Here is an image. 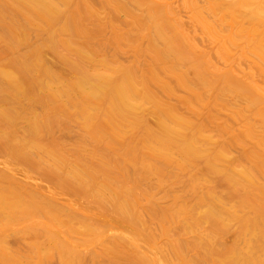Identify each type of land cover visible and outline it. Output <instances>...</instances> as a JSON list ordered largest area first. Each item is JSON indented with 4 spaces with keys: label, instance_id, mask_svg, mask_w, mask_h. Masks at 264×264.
<instances>
[{
    "label": "bare ground",
    "instance_id": "1",
    "mask_svg": "<svg viewBox=\"0 0 264 264\" xmlns=\"http://www.w3.org/2000/svg\"><path fill=\"white\" fill-rule=\"evenodd\" d=\"M167 1L94 0L98 4L94 5L90 0H0V47L11 55L0 64L4 102L0 156H11L37 173L40 183L63 191L41 193L0 169V235L19 228V233L43 237L40 244L46 242L44 252L39 243L33 248L37 257L31 254L36 259L28 264H46L55 256L61 264H90L83 249L97 242L101 227L97 209L106 213L103 208L108 207L118 214L120 229L131 224L137 230L124 239L110 229L114 235L97 242V251L91 252L92 264H264V0H185L193 6L187 5L193 8V18L212 20L206 23L209 34L233 48L244 45L245 53L255 56L260 67L244 79L237 77L234 68L215 67L205 48L201 49L206 53L199 52L196 41L190 42L193 32L177 21V10ZM105 9L113 31L109 43L127 45L136 62L125 65L116 56L97 62L105 47L99 37L106 26L98 16ZM119 11L129 17L124 30L117 24ZM34 29L48 34L22 55L19 49L28 44L29 30ZM45 47L66 63L67 77L51 69ZM229 49L219 51L228 57ZM142 56L150 59L141 61ZM93 59L97 66L90 67ZM51 87L55 90L49 91ZM178 89L189 93L177 100L192 116L168 101L177 97ZM24 101V109H17L16 104ZM33 103L42 106L39 113ZM233 104L232 116L221 124L218 113ZM148 107L156 118L155 127L144 113ZM203 112L208 113L207 120ZM232 117L241 123L235 142L254 141L237 160L231 157L230 142L217 143L213 138V133L234 132ZM74 122L92 142L89 147L80 145L75 153L53 136L54 130ZM31 149L55 158L53 163L47 165ZM69 157L75 162L66 167ZM199 164L202 175L191 173L185 186L191 200L185 194H172L171 201L162 204L170 194L156 198L143 190L152 176L161 190L167 181L177 180L183 171H194ZM60 193L71 194L77 204L82 198L90 204L81 201V209L70 200L62 202ZM145 211L159 221L168 253L163 254V244L155 236L145 234ZM23 225L27 229L21 231ZM234 226L238 240L221 243ZM171 232L177 237L171 238ZM16 254L0 236V264H20L22 258Z\"/></svg>",
    "mask_w": 264,
    "mask_h": 264
},
{
    "label": "rangeland",
    "instance_id": "2",
    "mask_svg": "<svg viewBox=\"0 0 264 264\" xmlns=\"http://www.w3.org/2000/svg\"><path fill=\"white\" fill-rule=\"evenodd\" d=\"M73 1V3L75 2H77L78 0H72ZM158 1H160V0H158ZM162 2H165V1H167V0H161ZM90 2L91 3H95L94 5H98L96 2H94V0L92 1V0H90ZM169 4L171 3V5H172V7L174 8V10L176 11L177 10V12H176V14H177V16H176V18L178 17V18H180L179 20H177V21H183V23H185V25L183 26V28H188V31H187V29H186V31L187 32H189V30L191 31V33L193 32V36H192V41H190L191 43H194L195 41V43H194V45H196V47L198 48V50H199V52H205L206 53V51L209 53V57L208 58H211L212 56L214 57L215 55H217L215 58H211L210 60H211V62H213L212 64L213 65H215V63H216V65H215V67H218L219 66V69L222 71V70H232L233 68L235 69H233L234 70V73L236 74V75H238L237 77L238 78H242L245 74L247 75V73H255L256 71H257V69H258V67H260V66H258L257 64H255V56L254 55H252L251 53H245L246 51L244 50L245 48H244V45H243V48L242 47H239L238 48V46H237V48H233L232 47V45H230L228 42H225V41H221L220 40V37L217 35L216 36V34H209V32L206 30L207 29V25H206V23H212L211 21L212 20H210V19H208V20H210V21H207V20H202V19H195V18H193V6L192 5H190V4H187L186 2H185V0H168L167 1ZM195 2H197V0L195 1ZM194 2V3H195ZM185 4H186V7H185ZM187 5H190V6H192V7H190V6H188L187 7ZM106 10V11H105ZM105 10H103L102 12H103V14L102 13H99V16H98V18L100 19V21H103L104 23H106V26H105V28H104V33L99 37V39L101 40V41H103L104 43H105V47H104V50H103V53H102V51H101V55L99 54L97 57H99V59H98V61L97 62H99L101 59H102V57H112V56H116V58L121 62V63H123V64H125V65H128V64H130V63H134V62H136V60H135V53H134V51L131 49V48H129L127 45H125V44H122V45H120V47H115V45L114 44H111V43H109V40L113 37V31H111V27L112 26H109L108 24H107V22H108V20L109 19H107L106 17H108L109 16V14H107V12H108V10L109 9H105ZM124 11H119V14H118V12H117V14H116V17H118L119 18V20L117 19V24L118 25H120L121 26V28H123V30L126 28V22L125 21H127V23H128V20H129V17L128 16H126L124 13H123ZM126 18V19H125ZM177 18V19H178ZM125 20V21H124ZM194 20V21H193ZM120 23H122V24H120ZM187 23V24H186ZM21 24V23H20ZM88 25H89V27H91L92 25H93V23H92V21L90 20L89 22H88ZM189 25V26H188ZM188 26V27H187ZM190 28V29H189ZM192 29V30H191ZM193 29H194V31H193ZM200 30V31H199ZM205 30V31H204ZM30 31V36H29V42H28V44L27 45H24V46H22V47H20V49H19V52L22 54V55H24V53H28L33 47H36V46H39L41 43H42V41H43V39H44V37H46V35L48 34V31H39V30H36V29H34V30H29ZM185 31V32H186ZM198 32H199V34H198ZM203 32V33H202ZM209 35H208V34ZM201 34V35H200ZM202 34H203V36H202ZM205 36V37H204ZM195 37V38H194ZM204 37V38H203ZM205 39V40H204ZM204 41V42H203ZM222 42H224L223 44H222ZM241 43H242V41H240ZM142 43L145 45L146 44V41L144 42V41H142ZM228 43V44H227ZM240 43V44H241ZM243 44V43H242ZM226 45V46H225ZM221 46V47H220ZM223 46V47H222ZM234 46V45H233ZM201 48H205L204 50H206V51H203V49H201ZM222 48L224 49V48H230L229 50L232 52V54L230 55L229 54V56L228 57H223V55L221 54L222 53ZM45 49V51H46V59H47V62H49L48 64L50 65V67H51V69L52 70H54V71H56L57 73H59V75H61V76H63V77H67L68 76V74H69V70H68V68H67V66H66V63L64 62V61H62L61 59H60V57L58 56V55H56V54H54L52 51H50V49H48L47 47H45L44 48ZM216 51L215 53H214V51ZM219 49H221L220 51H219ZM239 49V50H238ZM238 50V51H237ZM241 50V51H240ZM247 50V49H246ZM118 51V53H116ZM219 54H218V53ZM104 54V55H103ZM236 54V55H235ZM240 54H242V55H240ZM243 54H245V55H243ZM249 56V58H248V56ZM9 56H11L8 52H5L4 51V47H0V64H3V63H5L7 60H8V58H9ZM222 56V57H221ZM222 58V59H221ZM97 59V58H96ZM137 59H139V58H137ZM144 59V60H143ZM146 59V60H145ZM150 58L148 57V56H142V57H140V60L141 61H144V62H147V60H149ZM215 59V60H214ZM217 59V60H216ZM253 59V61H251ZM94 60L95 59H93L92 61H90V67H92V66H97V63H96V61L94 62ZM213 60V61H212ZM225 60V61H224ZM91 62H94L95 64H92ZM239 62V63H238ZM249 62V63H248ZM248 63V64H247ZM92 64V65H91ZM237 64H239V67H238V65ZM251 64V65H250ZM255 66H254V65ZM232 65V66H231ZM237 65V66H236ZM240 65H241V68H240ZM257 65V66H256ZM260 65V64H259ZM231 66V67H230ZM236 68H235V67ZM247 66H248V68H247ZM252 66V67H251ZM251 67V68H250ZM94 68V67H93ZM232 68V69H231ZM240 68V69H239ZM250 68V69H249ZM237 70V71H236ZM239 70V71H238ZM243 70V71H242ZM252 70H253V72H252ZM249 71H251V72H249ZM255 71V72H254ZM235 75V76H236ZM246 75H245V77H246ZM243 79H244V77H243ZM66 80V79H65ZM165 81H167V82H172L171 84L172 85H174L175 83H173L174 81H172V79H165ZM65 82V81H64ZM260 84V83H259ZM260 85H262V84H260ZM55 88L57 87V86H54ZM50 89V88H49ZM154 89L155 90H159V86H155L154 87ZM53 91V90H55V89H53L52 87H51V89L49 90V91ZM40 92L42 93V91L40 90ZM160 95H162L163 96V98L165 97V99L167 98L166 97V94H162V92L161 91H159L158 92ZM187 94V95H186ZM184 95H186V96H189V93L188 92H186L184 89H178L177 90V97H175V98H173L172 99V97H174V96H170V98H168L169 100L168 101H170V103H172L173 105H177V106H179V108L180 107H182V109L183 110H181V111H184L183 113H185L186 115H188V116H192V113L191 112H187L186 110H185V105L184 104H180L181 102H179L180 101V99H181V96H182V98H184V97H186V96H184ZM178 98H180L179 100H177ZM234 101H232V103H233ZM235 104H236V102H234ZM240 103V102H239ZM239 103L237 102V105H236V107L237 106H239ZM235 104H233L232 106H231V109H230V106L228 107V108H226V109H223V108H221V112H219L218 113V116H219V118H220V121H221V124H223L224 122H226V121H224V120H226V118H230V116H232V114L230 115V113L232 112L233 113V110L236 108L235 107ZM241 104H243V103H241ZM4 105V102L3 101H1V98H0V109L2 108V106ZM25 105H27V103H26V101H24V102H21V103H19V104H16V107H17V109H19V110H23L24 109V107H25ZM230 105H231V103H230ZM32 107H33V109L35 110V111H37V113H39V111H41V108H42V106L40 105V104H38V103H33L32 104ZM206 109V108H205ZM223 109V110H222ZM188 110V109H187ZM200 110V109H199ZM203 110V109H202ZM209 110V109H208ZM215 110V109H214ZM213 110V111H214ZM218 110V109H217ZM230 110H232V111H230ZM149 111H150V107H148L145 111H144V113H145V115H146V118H147V120H148V123L152 126V127H155V124H156V118L155 117H153L150 113H149ZM206 111H207V109L204 111L205 113H206ZM219 111V110H218ZM187 112V113H186ZM202 113L201 115H202V117H205V113ZM209 112H210V110H209ZM212 112V111H211ZM213 113V112H212ZM217 113V112H216ZM213 115V114H212ZM216 116H217V114H215ZM207 118H209L208 117V113H207ZM201 117V116H200ZM201 117V118H202ZM206 118V117H205ZM207 118H206V120H207ZM218 118V117H217ZM218 118V119H219ZM218 119H216L217 120V123H220V121L218 120ZM205 120V122L204 123H206L207 124V122L208 121H206ZM231 120H232V125H233V130L232 131H234L233 133H230L229 132V134L228 133H226L224 136H219L218 134H216V133H213V135H214V140L217 142V143H221V142H226V141H228V142H230L231 143V151H230V153H231V157L233 158V159H235V160H237V159H239L240 158V156L242 155V153L244 152V151H246L247 149H250V148H252L253 147V145H254V141L252 140V139H246L242 144L240 143V144H238V143H236L235 141V139L237 138V133L241 130L240 129V125H241V123L239 122V121H237V120H235L234 119V117H232L231 118ZM222 121H224V122H222ZM231 122V121H230ZM209 123H210V121H209ZM208 123V124H209ZM254 123H255V121H254ZM228 124H230L229 123V120L227 121V125ZM225 125V124H224ZM231 125V124H230ZM229 125V126H230ZM232 125H231V127H232ZM257 125V124H256ZM208 126H210L211 128H212V126H211V123H210V125H208ZM210 127H207V128H210ZM242 127V126H241ZM213 129H215L214 128V126H213ZM213 129L211 130V131H213ZM240 129V130H239ZM210 130V129H209ZM215 131V130H214ZM213 131V132H214ZM84 134H85V132H84V130L80 127V125H79V123H77V122H74V123H72L71 125H70V127L69 128H60V129H58V130H56V132H55V130H54V132H53V136L55 137V139H56V141H58V143H60L61 145H63V146H65L68 150H70L71 152H73V153H75L76 151H79V150H77V148H79V146L80 145H82V146H84V147H89V146H91V144H92V142H91V140H89V139H87V138H84ZM236 144V145H235ZM263 149H264V146H263ZM31 151L33 152V154L36 156V157H38V158H41V159H43V161L47 164V165H51L52 163H53V159H55V158H52V157H47L46 155H44L42 152H38V151H36V150H34V149H31ZM80 152V151H79ZM82 153V152H81ZM77 155L79 156V154L77 153ZM76 158V157H75ZM73 161L75 162V159L73 158V157H69V159L68 160H66V167L68 166H72V164H73ZM198 167H196L195 169H194V171H191V170H187V171H183L181 174H180V177L179 178H177V180H175V181H167L165 184H164V188L163 189H161V190H158V189H156V186H155V183H157V181L158 180H156L157 179V177L156 176H152L151 178H149L148 180H150V181H148L147 183H145V185L143 186V187H145V188H143V190L144 189H147V190H150L154 195H155V197L157 198H162L165 194H170V198L169 199H166V201L164 202V201H162V202H164V203H162V204H166V202L167 201H171V195L172 194H177V195H180V196H182L183 197V195L185 194V196L187 197V200L188 199H192V197H191V195L189 194V193H186L185 192V186H186V183H187V181H188V179L190 178V176H191V173H197L196 175L199 177V176H201L202 175V171H201V173H200V170H202L203 169V165L202 164H199V165H197ZM198 168V169H197ZM0 169H2V170H5V171H8L9 173H11L12 174V176H14V177H16L17 179H19V180H21V181H23V183L24 182H26V184L29 186V184H31L34 188H36L38 191H40L41 193H47V192H49V193H54V192H56V191H62V189H57V188H55V187H53L52 188V186L49 184V183H46V182H44V183H40V178H39V175L37 174V173H35L33 170H30V169H26V167L24 166V165H22V164H20V163H18V162H15V161H13L12 160V157L11 156H0ZM197 169V170H196ZM199 172V173H198ZM153 178V179H152ZM207 185H209V184H207ZM211 185H212V183H211ZM222 188H219L218 190L220 191ZM183 190V191H182ZM63 192V191H62ZM140 192H142V191H140ZM185 192V193H184ZM187 194V195H186ZM189 194V195H188ZM142 195V194H141ZM59 198H60V200L62 201V202H68V200H70V201H72L73 202V204H75V205H77V206H79L81 209L83 208V207H81L82 206V204H85L86 203V205L89 203L88 201L87 202H84V201H82V199L83 200H85L84 198H82V199H77L78 200V204H77V201L76 200H71V198H72V196H71V194H69V193H66V194H64V193H60L59 194ZM184 199V198H183ZM80 200V201H79ZM82 201V204L80 203ZM86 201V200H85ZM91 202V201H90ZM169 202H167V203H169ZM90 204V203H89ZM144 204H146L147 205V202H146V200L144 201ZM146 205H144V206H146ZM103 209H105L104 211H107L106 213H104V212H102L101 211V209L99 210V209H97V212H99V213H97V217H98V224L101 226L100 227V229H99V232H100V234H99V237H98V240H97V242H101L102 240H105V239H107L108 237H110L111 235L113 236L114 234H112L113 232H108L110 229H113V230H115V231H117V232H120L121 233V235L123 236V238L124 239H127V238H129L131 235H132V232L133 231H135V230H137V229H135L133 226H131V224H130V226H129V224H127V229H124V228H119V225H118V223L117 222H119V218H118V214L117 213H113L112 214V212L113 211H111V209H109V207L108 208H103ZM102 209V210H103ZM106 209H108L109 211H111L110 213L111 214H109V212H108V210H106ZM99 210V211H98ZM104 213V214H103ZM109 214V215H106V214ZM104 216H103V215ZM120 218H123V217H121L120 216ZM143 218H145L144 219V221H145V223H146V225L144 224V228H146V230H147V232L148 231H150V232H146L145 234L148 236V237H150L151 235H152V237H154L155 236V239L157 238L158 239V241L160 242V244L162 245V248L164 249L162 252H163V254H165L166 252L168 253V240L165 238V237H163L162 236V230H160L159 229V227H161V225H160V223H159V221H157V220H155V219H151V218H153L149 213H147L146 211L145 212H143ZM150 219V220H149ZM129 221V220H128ZM131 221V220H130ZM148 221V222H147ZM151 222V223H150ZM153 222V223H152ZM147 223H149L148 225H147ZM22 225V224H21ZM21 225H19L20 227H21ZM18 226V225H17ZM18 226V227H19ZM149 226V227H148ZM155 226V227H154ZM23 227H24V225H23ZM22 227V228H23ZM132 227H133V230H132ZM154 227V228H153ZM174 227H176L175 225H173V228ZM17 228V227H16ZM15 228V229H16ZM22 228H20V229H22ZM25 229H27L26 228V226L21 230V231H23V230H25ZM159 229V230H158ZM236 229H237V227L236 226H234L233 228H231L230 230H229V232L221 239V243H225V245H231L232 243H234V241H237L238 240V237H237V234H236ZM17 230H19V228L17 229ZM17 230H14V228H12L11 230H7V231H3V233L0 235L1 236V238L3 237L5 240H6V242L8 243V246H10V249L13 251V252H16L17 254H18V256H20L21 258H22V260L21 261H23V262H21L20 261V264H22V263H24V264H28L29 262L30 263H32L33 261L32 260H35L36 258H31L32 257V255L33 254H35L34 256H36V251H33L34 249V247L37 245V246H39L38 245V243L40 244V241H42L43 240V237H37V236H35L34 234H31L29 231H27V232H23V233H19L20 232V230L19 231H17ZM176 231H177V229H176ZM110 233H111V235H110ZM151 233V234H150ZM61 236H64V234H63V232H61ZM111 236V237H112ZM110 237V238H111ZM177 237V233L176 234H173L172 232H171V238H176ZM109 239V238H108ZM70 240V239H69ZM44 241V240H43ZM70 241H72V240H70ZM97 242H95V241H93L92 243H90L88 246H86L84 249H83V251L85 252V254L86 255H88L87 256V258H86V260L87 259H89V257H90V260L92 259V257H91V252L93 251H97V248H98V246H97ZM37 243V244H36ZM44 244V245H43ZM46 245V242H41V244H40V250H42V252H44V250L46 249H41V248H43V247H46L45 246ZM160 245V246H161ZM33 246V247H32ZM31 247H32V249H31ZM96 247V248H95ZM31 249V250H30ZM38 249V250H39ZM33 251V252H32ZM165 251V252H164ZM84 252H83V255H84ZM15 254V253H14ZM16 254V255H17ZM21 254V255H20ZM29 254V255H28ZM32 254V255H31ZM193 254H195V251H194V253ZM26 256V261L23 259V257H25ZM29 257H28V256ZM30 255H31V257H30ZM154 255V254H153ZM19 257V258H20ZM37 257V256H36ZM85 257V256H84ZM27 258H28V260H27ZM32 259V260H31ZM54 260V261H53ZM53 260H51V261H49V262H51L50 264H61V262L59 263V258L57 257V256H55V258L53 259ZM90 260H88V261H86V263H88V262H90V264H92V261H90ZM32 261V262H31ZM26 262V263H25ZM28 262V263H27ZM49 262L48 263H46V264H49Z\"/></svg>",
    "mask_w": 264,
    "mask_h": 264
}]
</instances>
